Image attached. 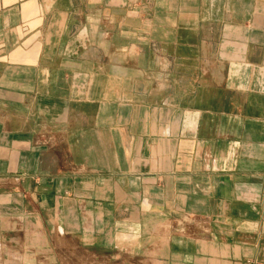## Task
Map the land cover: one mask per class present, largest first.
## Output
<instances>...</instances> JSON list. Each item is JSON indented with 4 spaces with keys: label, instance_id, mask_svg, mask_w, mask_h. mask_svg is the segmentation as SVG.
Instances as JSON below:
<instances>
[{
    "label": "crops",
    "instance_id": "0c3cea01",
    "mask_svg": "<svg viewBox=\"0 0 264 264\" xmlns=\"http://www.w3.org/2000/svg\"><path fill=\"white\" fill-rule=\"evenodd\" d=\"M0 264H264V0H0Z\"/></svg>",
    "mask_w": 264,
    "mask_h": 264
}]
</instances>
